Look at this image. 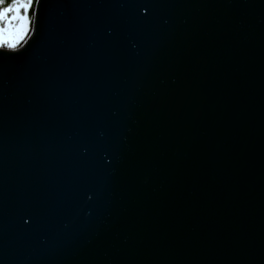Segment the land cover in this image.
<instances>
[{
	"label": "water",
	"instance_id": "95a60500",
	"mask_svg": "<svg viewBox=\"0 0 264 264\" xmlns=\"http://www.w3.org/2000/svg\"><path fill=\"white\" fill-rule=\"evenodd\" d=\"M39 3L0 47V264H264V0Z\"/></svg>",
	"mask_w": 264,
	"mask_h": 264
},
{
	"label": "snow or ice",
	"instance_id": "6c2138e0",
	"mask_svg": "<svg viewBox=\"0 0 264 264\" xmlns=\"http://www.w3.org/2000/svg\"><path fill=\"white\" fill-rule=\"evenodd\" d=\"M36 6L39 10V0H0V47L11 50L8 54H19L17 49L30 37L33 29L32 14ZM141 11L147 13L146 7ZM30 218L26 217L25 222Z\"/></svg>",
	"mask_w": 264,
	"mask_h": 264
},
{
	"label": "trees",
	"instance_id": "16d2710c",
	"mask_svg": "<svg viewBox=\"0 0 264 264\" xmlns=\"http://www.w3.org/2000/svg\"><path fill=\"white\" fill-rule=\"evenodd\" d=\"M34 12H35V6H34L33 14H32V19H33V17H34Z\"/></svg>",
	"mask_w": 264,
	"mask_h": 264
},
{
	"label": "bare ground",
	"instance_id": "6f19581e",
	"mask_svg": "<svg viewBox=\"0 0 264 264\" xmlns=\"http://www.w3.org/2000/svg\"><path fill=\"white\" fill-rule=\"evenodd\" d=\"M33 20H34V17H33V19H32V23H33ZM34 24V23H33ZM2 48H6V47H2Z\"/></svg>",
	"mask_w": 264,
	"mask_h": 264
}]
</instances>
